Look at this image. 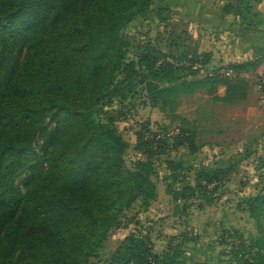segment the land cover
Returning <instances> with one entry per match:
<instances>
[{
  "label": "trees",
  "instance_id": "1",
  "mask_svg": "<svg viewBox=\"0 0 264 264\" xmlns=\"http://www.w3.org/2000/svg\"><path fill=\"white\" fill-rule=\"evenodd\" d=\"M258 1L236 0L238 6L228 0L224 11L255 27L264 22L255 8ZM155 3L0 0V264H201L183 248L187 235L174 238L159 254L139 220L123 225L122 218L136 203L148 210L157 200L154 179L161 165L167 194L185 212L190 201L229 182L240 161L202 165L192 184V168L172 155L184 148L196 153L195 133L182 126L174 134L168 128L154 130L146 122L136 133L143 158L130 167L128 142L115 124L127 103L138 98L183 124L177 112L183 93L205 87L214 103L243 101L250 89L244 74L257 62L228 64L204 79L189 80L212 63L196 45L177 47L172 54L149 42L139 46L137 60L129 59L124 30ZM173 27L168 48L182 38ZM220 86L226 88L224 97L218 95ZM114 104L121 111L109 112ZM27 173L32 179L21 193L16 183ZM245 203L259 236L249 246L233 247L226 264H264V186ZM132 224L136 229L110 258L100 259L110 233ZM221 238L229 243L231 233L223 230Z\"/></svg>",
  "mask_w": 264,
  "mask_h": 264
},
{
  "label": "rangeland",
  "instance_id": "2",
  "mask_svg": "<svg viewBox=\"0 0 264 264\" xmlns=\"http://www.w3.org/2000/svg\"><path fill=\"white\" fill-rule=\"evenodd\" d=\"M233 2L237 4L236 0ZM151 12L146 14V18H138L130 23L124 30V36L130 44L129 59L137 60L136 55L140 51L139 46H144L149 42L166 53L176 54L178 52L177 47L182 49L186 45H196L201 53H206L208 43L204 42L195 31L191 33L189 28L182 25H176V32L182 35V38L177 40L176 46L168 48L174 37L170 34L175 29L174 23L163 22L164 20L161 18L156 20ZM185 33L188 34V42L183 41L187 37ZM23 60L24 55L19 56V62L22 63ZM213 61L208 67L202 68L196 76H189L188 79H204L208 74L226 66L223 65V62ZM258 79L259 77L254 71L249 73V84L257 83ZM177 107L178 114L185 119L184 124L180 120L168 117L158 109L151 107L145 99L138 98L127 103L124 109L125 115L117 119L115 126L119 134L128 142L129 148L126 151L125 159L130 167L136 160L143 158L140 152L136 150V133L146 122H150L154 130L168 128L172 134L176 132L177 127L182 126L195 133L199 144L218 143L228 149V152L222 153L226 156L225 160L221 159L223 161H216L217 156L212 154L213 158L211 156L208 159L210 162L203 164L208 168L227 167L230 158L231 165H237L239 158L236 156L235 150L242 147L245 142L250 143L253 152L258 153L260 150V147L256 146L255 136L257 133L246 129L244 131V124L236 130V127L231 123V107L215 104L208 95L207 88H201L194 94H181L178 98ZM108 111L119 112L121 110L117 104H114ZM246 134L249 136L244 137ZM36 145L39 149L42 148L44 145L43 136H38ZM231 146L234 148L233 151H231ZM174 157H185L184 150L181 149L174 153L172 158ZM167 158L162 157L160 160ZM242 165L248 168L242 176L232 178L226 184H220L214 193L211 192L202 198L200 197L199 200L190 201L192 207L185 212H182L181 205L177 206L172 197L166 193L167 182L162 180L165 175V167L161 165L157 169L160 177L154 179L159 189V199L153 205L152 211L151 209L145 210L138 202L125 213L122 224H128L127 221L133 218L139 220V228L143 234L151 233L154 250L159 254L168 250L169 244L174 238L185 234L188 240L183 248L193 256L196 262L226 264L227 260L230 259L233 247L249 246L259 236L256 223L248 213L245 200L249 196L258 194L264 186V181L263 184L259 182L260 175L264 171V162H260L256 157L255 161L250 162V164ZM195 176V172L192 171L189 175L190 183H195ZM31 179V174L27 173L17 180L16 186L21 193L27 190ZM199 204H203L202 210L198 208ZM135 229V225L132 224L128 229L113 230L104 249L100 252L99 258L102 260L109 259L123 240ZM223 230H228L231 233L229 243H223L221 238Z\"/></svg>",
  "mask_w": 264,
  "mask_h": 264
},
{
  "label": "crops",
  "instance_id": "3",
  "mask_svg": "<svg viewBox=\"0 0 264 264\" xmlns=\"http://www.w3.org/2000/svg\"><path fill=\"white\" fill-rule=\"evenodd\" d=\"M227 3L228 0H156L151 13L156 20L161 18L163 22L185 26L191 33L195 31L204 42L208 43L206 52L211 55L213 62H223V65L257 62L253 71L259 77L264 74V22L255 27H247L239 16L225 13ZM255 6L264 16V0H259ZM142 17L146 18V15L139 19ZM250 72L244 74L247 82ZM249 86V93L245 100L231 104L215 103L222 107H231V123L236 130L244 124V131L246 129L257 133L256 146L260 147L258 153L252 151L249 142H245L242 147L235 150L241 165L250 164L256 157L260 162H264V101L259 90V79L257 83L249 84ZM225 94L226 88L220 86L218 95L224 97ZM247 136L249 135L246 134L244 137ZM197 144L199 150L196 153L193 154L184 148L185 157H179L194 172L206 162H210L208 159L212 154L216 155L215 159L219 161L226 157L222 153L228 152V149L218 143L199 144L197 142ZM233 149L231 146V151ZM228 161H231V158ZM241 165L231 175L230 181L232 178L242 176L248 169ZM158 199L159 197L152 202L149 210L152 211Z\"/></svg>",
  "mask_w": 264,
  "mask_h": 264
},
{
  "label": "built area",
  "instance_id": "4",
  "mask_svg": "<svg viewBox=\"0 0 264 264\" xmlns=\"http://www.w3.org/2000/svg\"><path fill=\"white\" fill-rule=\"evenodd\" d=\"M228 76H233L232 72L227 73ZM259 90L261 92L262 100L264 101V74L259 76Z\"/></svg>",
  "mask_w": 264,
  "mask_h": 264
}]
</instances>
